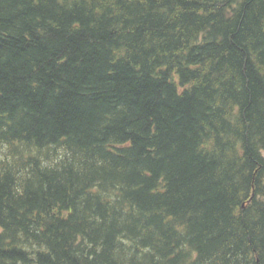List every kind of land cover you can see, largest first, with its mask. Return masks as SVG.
Here are the masks:
<instances>
[{"label": "trees", "instance_id": "1", "mask_svg": "<svg viewBox=\"0 0 264 264\" xmlns=\"http://www.w3.org/2000/svg\"><path fill=\"white\" fill-rule=\"evenodd\" d=\"M0 264H264V0H0Z\"/></svg>", "mask_w": 264, "mask_h": 264}]
</instances>
